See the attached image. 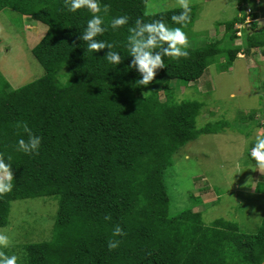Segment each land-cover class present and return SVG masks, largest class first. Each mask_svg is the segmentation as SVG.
<instances>
[{
	"label": "trees",
	"instance_id": "1",
	"mask_svg": "<svg viewBox=\"0 0 264 264\" xmlns=\"http://www.w3.org/2000/svg\"><path fill=\"white\" fill-rule=\"evenodd\" d=\"M147 1L101 0L110 10L104 16L108 31L98 39L119 45L114 50L122 61L114 66L104 59L108 49L88 52L79 39L92 15L86 10L67 12L63 0H0V11L10 8L48 26L32 49L43 76L11 89L0 73V153L12 156L14 174L13 190L0 197V228L8 225L14 201L49 198L57 204L52 236L18 245L20 264L264 263V218L253 232L224 218L207 224L204 211L195 209L202 200L191 192V206L175 213L167 184L183 147L230 126L225 120L198 126L205 102L180 98V90L211 64L218 63L223 73L241 52L264 54V28L254 30L256 13L239 12L224 23L222 40L189 47L187 58L164 57L166 66L153 82L137 86L140 74L130 66L125 47L127 26L113 31L111 18L128 15L130 25L138 17L163 19L172 25L171 16L182 11L148 13ZM237 3L246 11L256 5L254 0ZM190 8L185 31L197 18L195 7ZM248 18L253 20L249 27H235ZM239 31L244 34L236 45ZM255 114L253 109L242 116L248 125L240 131L247 136L250 122L261 125ZM22 124L42 137L38 155L17 151V140L27 139ZM256 189L264 194V181ZM117 224L125 234L113 237ZM109 239H118L119 246L110 251ZM18 248L4 251L11 255Z\"/></svg>",
	"mask_w": 264,
	"mask_h": 264
},
{
	"label": "rangeland",
	"instance_id": "2",
	"mask_svg": "<svg viewBox=\"0 0 264 264\" xmlns=\"http://www.w3.org/2000/svg\"><path fill=\"white\" fill-rule=\"evenodd\" d=\"M254 1L256 5L251 4L246 11L245 6L239 7L237 0H189V6L195 7L197 13L193 27L186 30L190 47L222 40L224 23L239 12L250 13L248 16L256 13L259 25L254 30L261 31L264 28V0ZM175 8H180L179 0L147 1L148 13ZM252 21L248 18L247 24L235 27L247 28ZM47 31L46 24L23 17L10 8L0 11V73L10 83L11 89L43 76L44 69L32 49ZM243 34L238 32L236 45H241L240 35ZM252 51L250 55L239 53L234 65L223 73L218 71V63L211 64L200 79L180 90V98L186 95L205 102L197 120L198 126L220 120L229 121L230 126L216 134H203L183 147L176 154L175 165L167 177L173 212L178 213L191 206V192L202 200L195 209L204 211L207 224L216 218H224L237 222L248 232L256 230L264 218V194L256 189L264 181V167L257 168L255 161L248 156V137L256 130L264 132V96L260 98L264 95V54L255 52V49ZM160 95L164 99V93L160 92ZM253 109L261 125L250 122V134L247 136L240 131L248 125L242 121V116ZM48 199L12 202L9 223L0 228L10 236L12 243L9 249L18 248L24 241L43 242L52 236L57 204ZM19 249L13 253L18 257L21 254Z\"/></svg>",
	"mask_w": 264,
	"mask_h": 264
},
{
	"label": "clouds",
	"instance_id": "3",
	"mask_svg": "<svg viewBox=\"0 0 264 264\" xmlns=\"http://www.w3.org/2000/svg\"><path fill=\"white\" fill-rule=\"evenodd\" d=\"M67 12L76 13L78 10H86L91 13L79 39L86 45V51L96 53L108 49L104 56L107 63L117 66L121 63L122 57L119 51L114 48L119 45L104 39H98L108 31L104 16L109 13L110 5L101 3V0H63ZM182 11L171 16L172 26L163 19H155L152 22H145L136 18L134 24L130 25L128 15L114 16L110 20V27L113 31L127 26V40L125 47L131 59V67L140 74L136 81L137 86H148L154 80L157 70L164 68V57L173 59L187 58L189 56V37L184 30L190 21L191 8L189 0H179ZM103 13V14H101ZM27 133V139L17 140V151L26 155H38L42 144V137L36 135L28 128L27 124L19 125ZM250 145L248 156L255 161L257 168L264 167V132L256 130L248 137ZM12 156L0 153V197L10 193L14 188V174L12 170ZM239 167V165H237ZM110 219V217H105ZM124 229L115 225L112 231L113 237L123 236ZM10 236L0 230V264H20V258L16 254H7L4 249L11 247ZM120 244L118 239H109L107 248L111 251Z\"/></svg>",
	"mask_w": 264,
	"mask_h": 264
}]
</instances>
